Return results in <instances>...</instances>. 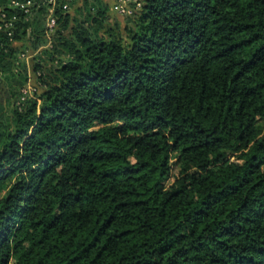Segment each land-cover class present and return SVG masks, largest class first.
Instances as JSON below:
<instances>
[{
	"label": "trees",
	"instance_id": "16d2710c",
	"mask_svg": "<svg viewBox=\"0 0 264 264\" xmlns=\"http://www.w3.org/2000/svg\"><path fill=\"white\" fill-rule=\"evenodd\" d=\"M141 1L0 29V264H264V0Z\"/></svg>",
	"mask_w": 264,
	"mask_h": 264
},
{
	"label": "built area",
	"instance_id": "2783aa9c",
	"mask_svg": "<svg viewBox=\"0 0 264 264\" xmlns=\"http://www.w3.org/2000/svg\"><path fill=\"white\" fill-rule=\"evenodd\" d=\"M59 0H7L6 3L0 2V29L9 28L11 33L15 29V22L19 18V13L25 15L26 19L32 17V15L44 5H47L46 15V27L47 35L51 38L56 32L57 16L56 8L59 6ZM64 9L69 8V4L65 3L62 6ZM114 10L123 15H134L141 7V0H113ZM8 9L14 10L12 16L8 15ZM10 33V34H11ZM28 58V55L22 54Z\"/></svg>",
	"mask_w": 264,
	"mask_h": 264
},
{
	"label": "rangeland",
	"instance_id": "374dc122",
	"mask_svg": "<svg viewBox=\"0 0 264 264\" xmlns=\"http://www.w3.org/2000/svg\"><path fill=\"white\" fill-rule=\"evenodd\" d=\"M105 1H107V2H109L110 3V5H111V7H112V12L110 13V18H109V20H108V22H110L111 24H114L115 22H120V23H122L123 25L126 23V21H127V19L125 18L126 16H123V15H121V14H119V13H117L115 10H114V7H113V0H105ZM81 2H79V4H80ZM69 9V8H68ZM71 10H72V14H75V9L74 8H71ZM28 19H26V18H24V19H22L21 18V15L19 16V18L17 19V22H25V21H27ZM50 46V45H49ZM33 53H30L29 54V56H28V64H29V66H30V68L32 69V67H33V60H32V57H33ZM37 77H36V75H34L33 74V76H32V79L30 80V82H29V87L30 88H34L35 86H37V87H39L40 88V90H41V85L39 84V82L37 81V79H36ZM177 171H178V166H176L175 168H174V174H176L177 173Z\"/></svg>",
	"mask_w": 264,
	"mask_h": 264
}]
</instances>
